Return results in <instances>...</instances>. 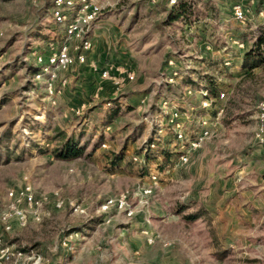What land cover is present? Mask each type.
I'll return each instance as SVG.
<instances>
[{
    "label": "rangeland",
    "instance_id": "374dc122",
    "mask_svg": "<svg viewBox=\"0 0 264 264\" xmlns=\"http://www.w3.org/2000/svg\"><path fill=\"white\" fill-rule=\"evenodd\" d=\"M94 1L87 63L51 93L35 72L64 35L53 0H0V264H264V69L241 67L264 31V0H189L199 17L162 28L169 0ZM91 64L135 79L117 86ZM205 88L216 90L210 108ZM57 129L82 158H55ZM26 187L40 205L22 203L25 224L8 231L3 217Z\"/></svg>",
    "mask_w": 264,
    "mask_h": 264
},
{
    "label": "built area",
    "instance_id": "2783aa9c",
    "mask_svg": "<svg viewBox=\"0 0 264 264\" xmlns=\"http://www.w3.org/2000/svg\"><path fill=\"white\" fill-rule=\"evenodd\" d=\"M177 2L178 0H170L169 6L175 5ZM51 14L55 25L64 28V35L59 45L52 44L46 53L36 55V65L39 69L36 77L45 78L50 85L49 89L51 93H53V83L59 79L60 73L69 70L74 65H85L87 63V54L93 47L90 38L91 29L100 19L102 7L94 0H53ZM234 16L237 21L242 22L246 20V8L240 4L236 5L234 7ZM90 67L94 71H98L102 79H112L117 86H122L125 81H133L135 79L134 72L129 71L131 69H122L123 71H120L119 75L123 76V78H118L111 76V67L101 70L95 64H91ZM207 94V91H202L203 96H207ZM218 98H225V93H221ZM212 104V98L203 99L202 105L204 108H210ZM257 114L255 140L260 146L264 147V100L259 103ZM222 115L223 110L220 111L218 116L221 117ZM175 117L178 118L179 114L174 113ZM208 135L209 131L204 130L197 138L191 140L189 144L197 148L201 146ZM178 138L183 140L185 137L182 133H179ZM182 160L185 163L188 161V157L183 156ZM12 201L9 212L3 217V222L8 231L11 230L10 223L12 221H17L20 225L25 224V213L20 207L22 203L31 208L40 205L39 201L34 198L30 187L20 190L14 196L12 195ZM1 243L2 239L0 238V246L2 245ZM9 249L7 247L1 252L8 253ZM19 255L23 256V253H19ZM6 259L9 261L11 258L7 256Z\"/></svg>",
    "mask_w": 264,
    "mask_h": 264
},
{
    "label": "trees",
    "instance_id": "16d2710c",
    "mask_svg": "<svg viewBox=\"0 0 264 264\" xmlns=\"http://www.w3.org/2000/svg\"><path fill=\"white\" fill-rule=\"evenodd\" d=\"M170 2V0H169ZM199 17V12L195 5L191 4L190 1L178 0V2L171 6L170 9L166 10L165 19L159 24L160 27L171 26L177 22H192L193 19ZM241 67L244 71L253 72L256 69H264V31L257 37L253 46L245 53ZM39 72V69L36 70L35 75ZM171 87V86H168ZM208 92L207 96H203V99H210L213 96V93H216V90L205 88ZM168 91L173 92L172 88H168ZM174 95L177 93L173 92ZM115 116L113 117V119ZM57 137L60 139L61 144L53 151V155L56 159L62 161H73L79 158H82L85 154V148L81 147L80 144L75 141L73 138H67L66 134L59 129H57ZM150 143L147 146V151L152 152L151 145L155 144ZM163 155H166L169 158V154L163 152ZM10 160V156H8ZM122 158L118 155L113 156L110 166L113 168L119 167ZM202 217L201 213L193 214L187 216L186 219L190 221H196Z\"/></svg>",
    "mask_w": 264,
    "mask_h": 264
}]
</instances>
